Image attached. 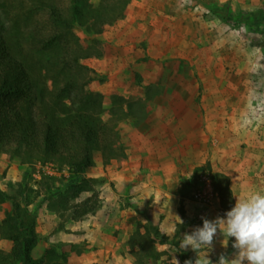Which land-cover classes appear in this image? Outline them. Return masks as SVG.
<instances>
[{
    "label": "rangeland",
    "instance_id": "374dc122",
    "mask_svg": "<svg viewBox=\"0 0 264 264\" xmlns=\"http://www.w3.org/2000/svg\"><path fill=\"white\" fill-rule=\"evenodd\" d=\"M233 2L130 0L113 23L102 27L95 35L102 54L81 62L94 71L86 87L103 95L98 118L101 122H115L125 154L108 156L95 151L94 165L82 176L92 179L89 184L100 201L88 216L101 215L102 211V218L94 219L105 216L102 226L109 237L99 235L94 241L60 236V228L72 231V205L89 196L90 190L74 197L67 190L65 166L49 162L58 171L44 174L39 162H23L20 154L0 148V250L8 251L12 246L1 229L12 213L14 199L34 216V258L49 251L56 253L58 260L64 257L66 264H170L173 257L179 264L186 260L194 264L196 253L190 248L180 249V240L190 229L183 200L196 202L193 192L198 171L228 176L234 164L247 162L248 158L240 155L251 148L247 130L255 127L246 122L241 129L226 127L224 135L216 136V120L210 117L194 121L185 103H208L206 111L200 107L194 110L208 115L214 112L210 103L217 101L252 100L264 104V94L252 91L254 84L264 91V15L260 26H251L249 19L238 13L248 11ZM19 3L20 0H0V15L4 16V10L17 13L22 25L25 11L18 10ZM77 34L88 39L80 27ZM219 53L223 60L215 58ZM206 54L208 61L202 58ZM233 56L242 60L232 61ZM235 70L241 71L239 79L246 80V84L248 77L244 73L251 75L253 84L248 93L236 89L235 94L230 93L233 86L229 81L234 79L230 73ZM258 112L264 116V107ZM128 158L133 178L127 184L120 181L118 188L117 181L109 175L120 170ZM110 189L116 192V210L101 205ZM198 204L209 209L213 215L207 218L205 213L209 220L224 216L214 195ZM106 213L112 218L110 224ZM13 216L17 217L15 213ZM164 218L168 221L162 222ZM202 223L200 219L194 228ZM166 231L170 234L166 235ZM113 239L117 246L114 252L105 247ZM222 240L223 237L213 240L216 250L211 249L208 255L212 264H218L222 253L228 259L233 256V241L228 239L227 247H223Z\"/></svg>",
    "mask_w": 264,
    "mask_h": 264
},
{
    "label": "trees",
    "instance_id": "16d2710c",
    "mask_svg": "<svg viewBox=\"0 0 264 264\" xmlns=\"http://www.w3.org/2000/svg\"><path fill=\"white\" fill-rule=\"evenodd\" d=\"M129 1L20 0L22 25L17 13L4 10L0 15V148L20 154L23 162L65 166L72 196L91 192L72 205L74 219L99 207L92 179L82 176L94 165V152L125 154L115 122L98 118L103 95L86 87L94 71L81 60L102 54L95 35L113 23ZM78 27L88 39L80 38ZM211 180L224 215L234 206L229 177L214 172ZM12 200V213L1 229L12 246L0 250V264H66L64 257L58 260L49 251L34 258V216Z\"/></svg>",
    "mask_w": 264,
    "mask_h": 264
},
{
    "label": "crops",
    "instance_id": "0c3cea01",
    "mask_svg": "<svg viewBox=\"0 0 264 264\" xmlns=\"http://www.w3.org/2000/svg\"><path fill=\"white\" fill-rule=\"evenodd\" d=\"M233 3L238 4V7L244 8L248 11L247 13H245L239 10L238 13H239V16L245 15L246 19L247 20L249 19L248 20L250 21L249 25L251 26H255L256 24H258L259 26L261 25V18H262L261 16L264 15V0H234ZM202 58H205L206 61H208L207 54L203 55ZM215 58H217L218 61L223 60V57L221 56L220 53L217 54ZM232 58L233 59L231 60L235 62L242 60V59H238L237 56H233ZM239 72L241 71L235 70L232 73H230L232 76L234 75V79L229 81V84L230 86H233L232 87L233 89L228 87L230 89V93L232 94L233 93L235 94L236 90L239 93L241 92L248 93V87H250L251 83L253 84L252 77L251 75H249V73L247 72L244 73V75L248 77L246 78L247 79V84H246V80L239 79L241 77V73ZM254 85H255L253 86L254 89L250 87L249 91L252 89V91L255 92L256 95H259V93L264 94V91L263 92L259 91V89L261 88L256 87V84ZM255 97L256 96H254V98ZM259 103L256 101H252V100L245 102V103H242V102L225 103L221 101L212 102L210 103L209 106H212V108L214 109V112L210 113L209 115L207 114V112L198 113L197 111L196 112L194 111L195 109L200 110V108L206 111L207 109L205 108V106H208V103L206 104L203 102L200 104L185 103L186 108L189 110H192V113H190V116H191V119H193L194 121L200 120L202 122V121L207 120V118H210V117L216 120V126H215L216 136L224 135L226 132L225 130L226 127H230V128L238 127V129H241L242 125L243 124L245 125L246 122H248L249 124L251 123L250 125L255 127V129L253 128L252 130H247L249 131L248 136L250 137L249 142L251 143L250 144L251 146L250 145L249 146L251 148L242 151L240 155L241 157L243 156L245 158H248L247 162L238 163L237 165L234 164L231 174H228L230 188L232 190L233 197H234V204L236 200L243 199L244 197H246L249 193L253 191H264V160H262L264 158V119L259 118V117H262L263 115H260L258 112V108L264 107V104L262 105ZM250 131H253V132H250ZM253 145L254 147H252ZM127 154L128 153L126 151V155ZM238 154L236 155V157H239ZM249 158H252V160L250 161ZM124 164L125 165L120 170H118L117 172H111L109 175L111 180L117 181L116 186L118 188H121L119 186L120 181L127 184L126 181L129 182L133 178V170L130 168L131 159L128 158L124 162ZM115 193L116 192L111 189L107 192V195L105 196L106 201L102 202L101 204L102 208H104L107 205V208L109 210L111 208L115 209L114 206L116 202H114L115 199H113ZM144 194H146V192H144ZM183 203H184L183 207L185 210V216L190 221V224H189L190 226L188 227L190 229H188V232H187L188 234L192 232L195 225H197L198 221H200L202 217L205 218V213H207L206 214L207 218L213 217L212 214H209L210 213L209 209H206L204 206L194 202L190 198H184ZM100 213L102 215V211ZM88 215L89 214H86L84 216H81L75 219L72 218V216H70V220L72 221V227H71L72 231L66 232L62 228H60L59 230L60 236L63 235L65 236V238H70V236H72L74 240H79L80 238L81 239L90 238L94 241L98 239L97 237L99 235L106 234V236L109 237V233L107 232V230H105L104 226H102L104 224L105 216L103 217V219L96 220L98 217L102 218V216L100 214L96 216H93V215L88 216ZM106 215H107L106 221L108 223L109 222L111 223L112 218H109L110 214L106 213ZM95 217L96 219H94ZM59 219L60 218L57 217V220ZM165 220L168 221L167 218H164L162 222H166ZM91 224L94 226H92ZM115 225L117 224L114 223V226ZM113 230H116V229H114L113 227ZM116 234L117 236H120L121 230L118 231ZM165 234L166 235L170 234V231H166ZM219 237H222V236L217 234V236L214 237V239H218ZM229 239H231L234 242V238L230 237ZM114 242L115 240L113 239L109 244H106L105 247L107 248V250H111L112 252L115 251L117 246L114 245ZM214 243L212 245V250H216Z\"/></svg>",
    "mask_w": 264,
    "mask_h": 264
},
{
    "label": "clouds",
    "instance_id": "9594fccd",
    "mask_svg": "<svg viewBox=\"0 0 264 264\" xmlns=\"http://www.w3.org/2000/svg\"><path fill=\"white\" fill-rule=\"evenodd\" d=\"M201 219L202 226L185 233L180 240V249L190 248L196 253L194 264H212L208 255L217 234L223 237V247H227L230 237L234 238L235 250L231 259L220 254L218 264H264V191H253L236 200L223 217ZM170 264H179V261L173 257ZM185 264L193 261L186 260Z\"/></svg>",
    "mask_w": 264,
    "mask_h": 264
},
{
    "label": "built area",
    "instance_id": "2783aa9c",
    "mask_svg": "<svg viewBox=\"0 0 264 264\" xmlns=\"http://www.w3.org/2000/svg\"><path fill=\"white\" fill-rule=\"evenodd\" d=\"M39 165L42 169H45V171H43L44 174L46 173L55 174L58 171L57 169H54L49 162H44V163L39 162ZM65 170H66V167H65ZM196 179H197V187L196 189H194V192H193V199L196 202L205 203L206 201H209V198L213 195L215 196V198L216 197L218 198L216 192L214 191L212 187L211 176L209 175L208 172H206L203 169L198 171Z\"/></svg>",
    "mask_w": 264,
    "mask_h": 264
}]
</instances>
